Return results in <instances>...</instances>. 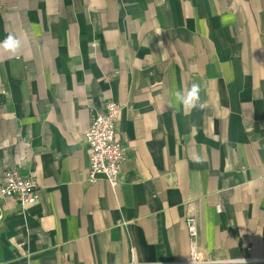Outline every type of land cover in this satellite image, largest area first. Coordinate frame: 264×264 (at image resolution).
<instances>
[{
  "label": "crops",
  "instance_id": "crops-1",
  "mask_svg": "<svg viewBox=\"0 0 264 264\" xmlns=\"http://www.w3.org/2000/svg\"><path fill=\"white\" fill-rule=\"evenodd\" d=\"M9 33L0 185L16 166L40 198L0 199V264H191L189 209L204 264H264V0H0ZM194 83L203 110L177 108ZM109 101L128 154L116 189L86 179Z\"/></svg>",
  "mask_w": 264,
  "mask_h": 264
},
{
  "label": "built area",
  "instance_id": "built-area-1",
  "mask_svg": "<svg viewBox=\"0 0 264 264\" xmlns=\"http://www.w3.org/2000/svg\"><path fill=\"white\" fill-rule=\"evenodd\" d=\"M122 112V106L109 101L101 112L92 120L84 134V143L89 154V168L86 179L95 183L100 179L107 181L116 189L123 181L122 166L127 160L126 146L118 138L117 126ZM40 198V190L35 178L23 175L16 166L7 167L3 172L0 185V199H15L22 208L35 204ZM221 212V207H217ZM186 226L189 234L190 248L193 242L197 244V264L210 263L201 257L198 250V223L193 210L189 209L186 216ZM250 252L251 249H247ZM192 254V250H191ZM191 259V258H190ZM246 257L231 263L252 262ZM229 262V261H228ZM189 263H191L189 261Z\"/></svg>",
  "mask_w": 264,
  "mask_h": 264
},
{
  "label": "clouds",
  "instance_id": "clouds-1",
  "mask_svg": "<svg viewBox=\"0 0 264 264\" xmlns=\"http://www.w3.org/2000/svg\"><path fill=\"white\" fill-rule=\"evenodd\" d=\"M159 34V33H158ZM22 42L21 40L9 33L3 41H0V49L4 52L10 53L15 56L21 49ZM200 85L197 83L192 84L191 88L187 91H175L173 93L175 98V106L177 108L182 107L184 110L190 111L192 109L203 110L205 107L204 103L200 102ZM193 162L200 163L201 158L199 155H193L191 157ZM191 264H197L198 255H197V244L195 242L191 245Z\"/></svg>",
  "mask_w": 264,
  "mask_h": 264
}]
</instances>
